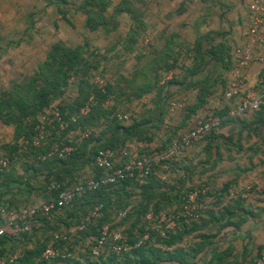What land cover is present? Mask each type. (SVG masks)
Segmentation results:
<instances>
[{"label": "crops", "instance_id": "0c3cea01", "mask_svg": "<svg viewBox=\"0 0 264 264\" xmlns=\"http://www.w3.org/2000/svg\"><path fill=\"white\" fill-rule=\"evenodd\" d=\"M44 1L50 4L55 14L71 28L75 29V25L68 16L67 12L70 10L72 15L82 18V30L85 34H89L91 39L101 36L102 42L99 45L86 41L85 47L80 43L71 46L56 41L49 46L46 56L52 46L60 44L71 48L83 46L86 57H101L93 74L102 76L105 86H110L113 91L105 98L102 106L104 109L113 108L112 116L116 113L128 116L127 120L120 121L123 128H129L142 121L139 128L146 138L127 141V144L137 146L138 155L154 156L163 153L182 133L194 127L208 113L225 107L231 108L245 95L257 94L264 87L263 23L251 48V60L248 66L241 70L243 86L233 99H223V93L233 82L239 51L250 38L253 16L248 6L252 0H105V21L94 30L86 26L87 17L80 10L85 0ZM120 5L126 11L115 14V9ZM262 16L264 18V11ZM111 21L113 26L107 27ZM134 28H137L136 34H133ZM219 32L225 34L229 68H215L212 64L205 67L203 72L193 75L192 72L199 66V60L195 56L197 53L201 54V40L207 35L214 36ZM130 36L134 38H129ZM220 39L221 36L217 41ZM146 41L149 42L148 46H144ZM0 48V60L10 55L1 43ZM165 61L167 64L163 67ZM172 81L177 82L175 87L183 88L172 87L170 95L165 98L167 84ZM21 82L12 81L9 88L0 90V94ZM146 82L153 84L152 89L137 96L138 88ZM72 87L73 85L67 88V91H73L70 89ZM204 87L208 88L204 105L194 113H189L190 108L198 101L200 88ZM76 95L77 89L68 96L74 99ZM66 99L71 100L68 97ZM172 101L182 103L184 108L171 110L169 104ZM252 116L253 113L242 115L235 123L226 125L217 132L223 138L220 139L219 145L220 160L215 166H211L213 158L210 163L206 161V145H193L182 155L172 159L167 169L158 168L154 171V178L161 184L176 188L190 186V191L205 188L196 216L183 219L187 226L194 223L198 227L171 248L165 249L158 245L161 250L186 249L198 242L199 235L216 236L221 224L214 225L209 222V214H218L227 209L238 213L252 212L256 217H249L241 230L222 229L215 237L216 243L207 250L204 258L201 254L189 264H204L208 253L215 247L221 250L228 246L231 247V253L220 264H248L264 248V142L261 139L264 137V127L254 132L251 130L252 125L245 126L244 122L251 121ZM100 123L99 126L89 128L93 142L86 148L85 155L79 159L82 163L89 156L92 146L124 134L122 129L109 130L108 125L103 124V119ZM249 136L251 142L246 144L245 137ZM228 137H231L233 143L229 142ZM13 138L14 126L6 125L0 120V150L3 145L11 143ZM62 141L73 147L82 142L78 139L77 131L67 134ZM124 161L115 160L114 164L121 165ZM11 168L14 174L22 176L24 183H3L0 180V202L4 206H0V210L3 208L7 211H17L45 201L47 194L43 184L47 170L35 172L28 169L24 172L23 164L19 161H14ZM79 172L84 178L97 176L101 170L92 163L84 162ZM135 181L138 184L145 182L140 178ZM175 192L171 190L168 194L172 196ZM243 192L246 194L243 195ZM64 210L74 212L76 208L70 206ZM64 210L48 220L47 224L42 221L33 223L28 240L8 234L14 241L8 242L4 247L21 252L23 259L28 251L35 249L37 243L43 242L44 238L51 237L58 231L67 238L68 245L64 247L69 246L72 252L71 261L67 263L65 259H60L47 264H87L86 260L92 259L81 250L80 243L81 240L92 241L96 235L89 233L81 236L73 223L63 225L61 220L69 221ZM4 220L5 215L0 211V226ZM114 229L125 232L124 228L118 226ZM34 261L37 264L38 260Z\"/></svg>", "mask_w": 264, "mask_h": 264}, {"label": "trees", "instance_id": "16d2710c", "mask_svg": "<svg viewBox=\"0 0 264 264\" xmlns=\"http://www.w3.org/2000/svg\"><path fill=\"white\" fill-rule=\"evenodd\" d=\"M105 6V0H85L84 4L81 5L80 10L86 15V26L90 30H94L96 27H98V25H100V23L105 21V16L103 15ZM123 9L125 8L122 5L118 6V8L115 9V14L126 11ZM112 26L113 21L109 22L107 27ZM133 30V34H136L137 28H134ZM220 36L222 39L217 41ZM129 38L133 39L134 37L130 36ZM200 44L201 47L199 49L201 50V54L197 53L195 56V58L199 60V66L192 72L193 75L198 72H203L205 67L211 66L212 64L213 66H216L215 68H217V66L229 68V55L227 54L228 49L225 45L224 33L220 34L219 32L214 36L207 35L203 37ZM83 50V46L75 48L66 47L60 44L52 46L43 64L40 65L39 72L34 73L27 80L21 83L14 84L9 91H5L0 94V120L6 125L14 126L13 141L1 147L0 157H8L10 160L15 159V162H21L23 164L24 172H26L28 169L35 170V172L47 170L48 174L46 175L45 182L43 184L44 191L47 194L45 200L49 197L47 187L52 181L59 183L61 188H65L82 179L83 177L79 171L81 170L83 163L86 162L94 164V157L99 150L106 148L116 149L133 138L137 140H143L146 138L143 131L139 128L142 125V121L137 122L129 128H123L115 115L112 116L114 109L103 108L102 104L109 93H111L112 88L110 86H104L105 91L101 92L99 89H97V87L92 85L91 80L94 75H92L90 80L88 75H90L92 70L96 69L101 57L95 55V57H86ZM1 51L2 50L0 48V52ZM166 64L167 62L165 61L164 65L162 66L165 67ZM70 78L74 79V83L78 82L77 95L74 97V99L61 102L60 111L64 119L67 120L80 107L84 106L91 93L94 96V103L90 105V111L88 114L79 119L77 123L71 124L70 128H79L82 130L89 129L91 127L99 126L101 124V119H103V124L106 123L109 130L122 129L124 134H119L114 138L112 137L111 140H107L97 146H92L89 151V156L84 159L85 161L83 163L80 162L79 159L85 155L86 148L91 144V142H93V135H90L89 138L83 140L80 145H75L72 152L65 158L41 160V156L47 152L53 142L67 144V142L62 141V139L67 135V132L54 134L49 140L40 146L26 144L25 141L29 140L34 133L33 128L37 122V117L41 114L44 107H46L56 97L64 94L67 88V81ZM175 84H177L175 81L168 82V89L164 95L165 98L170 95V89L175 87ZM185 86L187 87L188 84ZM152 87L153 84L146 82L144 86L138 88L137 96L150 92ZM175 88L182 89L183 87L178 86ZM207 89L208 88L205 87L203 89L200 88L201 91L200 95H198V101L193 107L190 108L189 113H194L197 109L204 105V98L206 93H208ZM30 100L32 101L30 104H28L27 101ZM229 110L230 107H225L221 110L211 112L213 115L221 118L220 126L210 131L201 141L198 142L200 143L204 141V144L202 145H206V161L210 163L212 158L214 159L212 161V167L215 166L220 160L219 145L221 144L220 139H222L223 136L217 134V132L222 127L235 123L240 117H230ZM244 124L245 126L252 125L251 128L253 127V129L251 130L254 132L257 131L258 128L264 127V100L258 111L253 112L252 120L246 123L244 122ZM228 139L230 143H233L231 137H228ZM239 139L240 136L237 139L238 143L240 141ZM261 139L262 142H264V137ZM198 143L193 145H197ZM170 161L171 160H169L168 163H170ZM12 164L9 165L6 170H0V180H2L3 183H7V181H15L19 184L24 183L21 175H16L13 173L11 168ZM153 173L150 174V176L143 178L145 181L143 184H138L135 181L138 177L134 176L116 184L99 188L98 190L89 193L82 198L76 199L69 206H67H73L76 208V211L74 212L64 210L67 207L61 210L65 211L64 213L69 219V221L61 220V223L65 226L73 223L76 227V225L79 224L82 216L86 214L90 208H92L94 205L102 204L103 207L99 217L95 219L85 231L79 232L81 236L89 233H93L98 236L103 225H111V227L114 228L112 226L114 223V219L112 217L114 210H119L116 216L118 217L119 213L123 212L127 207H130V210L126 213V215L119 219L123 220L128 215L129 218L135 217V222H131L130 220L129 226L124 232L128 243L133 246L144 233L148 232L150 234L149 239L144 244L137 248L132 247L130 251L125 254L110 253L108 255L100 256L96 259L89 256V258L92 260L87 259V264H189L191 260H194L201 254L204 258L207 250L213 247V245L216 243L215 237L222 229L231 228L234 230H241L242 225L249 217H256L252 212L238 213L229 209L218 214H214L212 212L209 214V222H212L214 225L221 224L219 232L216 236L199 235L198 242H196L193 247H188L186 249L173 248L171 250H161L158 245H161L165 249L171 248L176 243H180L184 237L190 234L193 229H196L198 225L191 223V225L189 224V226H187L185 223H183L184 217L181 215L183 211V203H180L179 210L181 211L173 212L179 215V222L174 231L168 232L165 237H161L158 231L151 230L149 228L150 224L157 220L161 213H168L164 212L165 209L167 210V208L173 207V204H179L181 201L180 191L184 187L181 186L176 188L175 186L161 184L156 181ZM133 188L140 189V201L134 207V210L133 206L130 205V198ZM161 189L163 191H160ZM171 190L176 191L172 196L168 194V192ZM189 192L190 189L189 191L185 192L184 200H186L187 194ZM120 201L124 202L122 206L119 205V203H121ZM0 206H3L1 202ZM114 206L116 209H114ZM59 212H54L52 217ZM148 214L152 216L154 221L147 220L146 216ZM37 221H42L47 224L48 219L41 216L35 217L31 224V229L33 228V223ZM55 233L61 232L57 231ZM29 235H31V230L29 233H22L16 236L17 238L23 237L24 239L28 240ZM48 238L49 237L44 238L43 242L37 243L35 249L28 251L27 255L23 259L19 260L18 264H35L34 260L36 259L38 260L37 264H47L46 262L40 260V255ZM12 241L14 240L8 237V234H3L0 236V257L14 252L13 248L4 247V245H6L8 242ZM81 241L83 242V240ZM62 245L66 246L68 243L64 241L59 244L60 247H63ZM67 249L71 251L69 246ZM230 253V246L221 250L215 247L211 252L208 253L204 264H220L222 261H225L226 257H228V254ZM255 258L256 257L250 260L248 264H252ZM55 260H60V258ZM65 261L68 263L71 261V258H67Z\"/></svg>", "mask_w": 264, "mask_h": 264}, {"label": "built area", "instance_id": "2783aa9c", "mask_svg": "<svg viewBox=\"0 0 264 264\" xmlns=\"http://www.w3.org/2000/svg\"><path fill=\"white\" fill-rule=\"evenodd\" d=\"M249 12L253 16V26L249 31V39L245 46L239 51L237 68L233 73V82L227 91L223 93V99L230 100L238 95L243 86L242 69L248 66L252 56V45L259 34V27L264 23L262 16L264 11V0H252L248 6ZM146 41L144 46H148ZM74 79L70 78L67 81V88L71 87ZM92 85L97 87L101 92H104L105 82L102 76L94 75L91 80ZM66 88V89H67ZM64 97H59L57 100L50 102L41 114L37 117V122L34 125V133L26 144L32 146H40L49 140L54 134H61L67 132L71 134L77 131L78 139L83 141L90 136V129H71V124L77 123L79 119L86 116L90 111V105L94 103L93 94L90 95L86 104L80 107L67 120L62 117L60 105ZM264 100V87L257 94H247L241 98L229 110L230 117H238L247 113L258 111L260 105ZM171 110L183 109L184 105L177 101H172L169 104ZM115 117L118 121L128 119L124 113H116ZM221 118L213 113H208L202 120L198 121L190 130L182 133L180 137L173 142L167 150L163 153L154 156H139L137 153V146L133 144H123L116 149L99 150L94 157L95 167L101 170V173L94 177H84L79 181L61 188V185L52 181L48 187L49 197L39 203L29 207L20 208L17 211H7L1 209L0 211L5 215V220L0 226V236L3 234L18 235L22 233H29L31 224L35 217L41 216L50 219L54 212H59L63 208L69 206L74 200L82 198L83 196L92 193L99 188L116 184L128 178L137 176L140 179L150 176L156 169H167L169 160L179 157L193 144L201 141L206 134L213 129L220 126ZM73 146L64 143L53 142L47 152L41 156V160L58 158L62 159L68 156ZM115 160H125L121 165H115ZM15 159L10 160L8 157L0 158V170H6ZM205 194V188L192 190L187 194L186 204L184 205L181 215L183 217H194L198 212L200 205V197ZM243 195L246 192L242 193ZM102 204L94 205L86 214H84L76 225L77 232L85 231L88 226L99 217L102 210ZM130 210L127 207L123 212L118 214V219L123 218ZM147 220L154 221L152 216L148 214ZM179 222V215L175 213H161L157 220L150 224L151 230H156L161 237H165L168 232L176 229ZM150 234L144 233L135 245L128 243L127 237L123 231L111 227V225H103L92 241H83L80 248L90 257L96 259L100 256L112 254H125L130 251L132 247L137 248L144 244L149 239ZM67 238L61 233H55L49 237L40 255V260L43 262H51L57 258L67 259L72 257V252L67 248L60 247L61 242L66 241ZM23 257L21 252L14 251L6 256L0 257V264H18ZM252 264H264V248L260 250Z\"/></svg>", "mask_w": 264, "mask_h": 264}, {"label": "rangeland", "instance_id": "374dc122", "mask_svg": "<svg viewBox=\"0 0 264 264\" xmlns=\"http://www.w3.org/2000/svg\"><path fill=\"white\" fill-rule=\"evenodd\" d=\"M67 13L75 25V29L64 23L55 14V10L50 4H47L44 0H0V43L10 54L0 60V90L9 88L12 81L21 82L34 73L39 72L40 65L43 64L46 58L49 46L56 41H62L71 46L80 43L84 47L86 41L89 43L93 41L96 45L102 42L101 36L91 39L89 34L83 32L82 18L79 15H72L71 10ZM93 72L94 70L88 75L89 80L94 75ZM77 86L78 82L74 83L70 89L74 91L77 89ZM69 91L68 89V93L64 92V94L56 97L51 102L57 100L59 97H64L63 102L67 100V97L72 99L68 95L69 93H73V91ZM31 101H27L28 104ZM245 142L246 144L251 142L250 136L245 137ZM198 144L202 145L204 141ZM189 187L184 186L180 191L181 201L179 204H173L174 207H169L164 212H180V203H183V205L187 203L185 200H182L185 192L189 191ZM139 193L140 190L138 188L132 189L130 205L133 206V210L140 201ZM120 202L119 205L122 206L124 202ZM114 209H116L115 206ZM118 211L114 210L112 213L114 219L113 227L118 226L126 229L129 226L130 220L131 222H135V217L129 218V215L125 219L119 220L116 217Z\"/></svg>", "mask_w": 264, "mask_h": 264}]
</instances>
